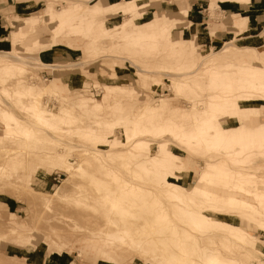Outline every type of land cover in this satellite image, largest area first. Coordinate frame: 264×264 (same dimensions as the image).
<instances>
[{
  "label": "bare ground",
  "instance_id": "1",
  "mask_svg": "<svg viewBox=\"0 0 264 264\" xmlns=\"http://www.w3.org/2000/svg\"><path fill=\"white\" fill-rule=\"evenodd\" d=\"M89 1L91 0L83 2L88 3ZM128 2L139 3L137 9H140L144 3L143 0ZM77 4L71 3L64 11L47 13V21L55 23L53 29H56V32L52 42L56 45L66 40L70 47L83 48L86 51L91 49L100 51L104 48L101 46V39L90 32L92 29L86 26L84 9L79 8ZM80 6L83 7V5ZM87 7L88 5H84V8ZM183 11L188 12L187 9ZM247 21L246 17H237L235 27L244 28ZM23 35L24 32L18 28L12 40L20 42L17 38L19 36L22 38ZM123 37H131L129 40H133V48L140 49L143 44L142 40L146 39V34L133 30ZM77 39H81L82 42L78 43ZM192 43L195 47L198 46L193 37ZM235 46L233 41H229L224 43V47L220 50L227 51ZM220 50L212 51L209 58L205 56L200 59L195 68L187 63L168 67L156 64L142 68L134 65L138 71L139 81L145 87L160 83L163 76H168L172 83L170 87L176 94L186 92L193 98L201 95L200 92L208 85L214 95L200 99V106L195 102L191 109L173 106L167 99H160L155 103H150L148 100L141 104L134 103L140 90L131 85L126 86L114 82L103 85L102 100L93 97L81 98L80 92L83 90L79 92L76 86H70L67 80L58 76L49 79L47 84H29L25 76L30 73L27 65L32 59L28 60L23 55H15L7 51L2 52V56L8 62L0 64V81L14 80L17 86L13 87L12 92L2 86L0 87L1 94L8 96L7 98L16 97L15 101L19 102H14L16 105H21L24 110L22 113L30 115L44 131L49 129L60 134L64 131L70 133L73 130L75 134L77 132V136L80 133L88 143L98 146L96 152L102 158L125 157L131 161L123 164L130 168H126L125 171L120 167L110 165L107 167L108 164L104 162L93 163L96 167L91 163L92 167L94 166L93 168L98 171L108 168L106 174L113 178L112 183L110 181L105 189L102 188V183H99L100 192L104 191L100 206L107 210L106 216L112 225V233L107 234L105 231H101L102 235L93 233L86 239L87 241L93 243H97L99 239L104 242L109 241L105 243L109 248L116 247L122 253L134 254L133 247H138L137 249L140 250L137 252L145 256L148 251L144 245H148L150 240H156L164 248V253L161 252L163 255L160 257L155 256L154 263L149 264H254L248 248L264 258V243L245 227V222L248 221L264 231V176L258 178L252 170L255 159L259 157L262 159L264 156V123L254 127L246 121L260 110H258V100L255 98L262 99L264 103V81L260 79L264 74L263 72L256 75L251 72L238 74L232 70H220L213 65H207L213 59L220 61ZM254 51L256 52L248 56H240L241 60L252 63L261 62L264 65V51L261 53L259 49ZM61 65L50 64L49 66L57 69ZM199 68L204 70L206 78L197 72ZM39 77L35 76L36 79ZM64 89L66 92H63ZM69 93L74 94V97L68 95ZM48 94L62 97L63 101L59 109L55 110L47 107V103L44 104L42 98ZM24 98H30V102H23ZM124 101L128 103L124 104ZM77 104L80 105L79 109ZM11 106L12 104L9 105L0 97V118L4 123L0 132V147L8 148L10 145H15V148L21 149V151L18 150L20 153L15 155L18 165L24 167L32 164L34 167L41 163L40 168L43 170L46 166L55 167L69 176L63 179V184L57 186L53 193H49L43 191L47 185L45 183L40 184L41 190L30 187L31 178L40 181L42 177L40 174H31L27 170L28 173L24 172L25 174L19 181L14 182L11 177L8 178L9 168L4 165V162L0 163L1 191L2 189H18L22 191L21 193L30 191L34 195L32 198L43 203L40 206H45L44 203H51L53 199H63L68 196L76 184L77 174L85 172L86 169H82V161L85 159L73 165V161L71 162L65 153L47 149L41 151L34 148L35 143L36 145L43 144L51 140L58 144L59 137L46 131L49 137L44 136L45 134L40 135L41 132L38 133L36 130L39 127L34 128L35 123L33 126L28 121V124L25 123L24 119H27V115L21 120ZM113 109L116 111L121 109V115L117 113L114 115ZM240 115L242 118L249 116L247 119L243 118V124L228 126V123L236 121L235 116ZM118 126L124 128L122 137L116 133ZM170 142L182 148L186 154L175 152L170 147ZM24 143L26 147L23 148ZM55 143L49 142L50 145H56ZM127 144L131 148L125 152ZM100 146L105 148L100 149ZM120 146L124 149H115ZM76 151H79L78 147ZM84 151L86 152L83 155H87V160L89 151ZM31 154L34 156L33 159V156L30 158ZM187 155L198 156L203 161L194 182L184 178L189 169L185 159ZM38 168H35L33 173ZM24 169L25 167H21L22 171ZM97 170L94 172L96 173ZM100 175L97 173L90 176L103 180ZM31 193L28 192L26 195L32 196ZM165 200L169 201L170 211L167 210ZM170 213L174 214L177 220L172 219ZM142 214L146 216V218L144 216L145 220L139 218ZM122 223L125 224L124 228L121 226ZM0 224H2L0 225L2 227L0 237L7 239L5 241L34 245L30 238L26 241H18L22 239V231L18 229L23 228V221L22 223L15 222L13 218H10L9 222L3 221ZM136 227H142V234L135 233ZM223 227L229 228L225 232L232 239L237 240V243L228 236L224 238L209 236L210 232L222 230ZM167 243L174 245V248L176 246V250L169 251ZM216 243L222 250L214 247ZM101 254V261L104 264L109 261L116 262L106 249L102 250ZM193 255L199 256L200 259L192 258ZM11 256L15 255L0 250V258H11ZM16 262L25 264L19 258ZM0 263L5 264L6 260H0Z\"/></svg>",
  "mask_w": 264,
  "mask_h": 264
},
{
  "label": "rangeland",
  "instance_id": "2",
  "mask_svg": "<svg viewBox=\"0 0 264 264\" xmlns=\"http://www.w3.org/2000/svg\"><path fill=\"white\" fill-rule=\"evenodd\" d=\"M18 1H29V6L27 8L19 9L11 6L8 7L5 13L3 12L2 14H0V19L2 17V19L4 20L3 24H5L3 32L0 33V47L2 46L0 48V64L8 62L2 56L3 51H7L15 55H23L27 57L28 60H38L37 62L31 60L30 64H28L29 66L27 65L29 69L28 72L30 73L25 76V80L29 84H47L49 82V79L58 76L60 78H63L64 80H67L70 86H76L79 92L80 90H83L82 92H80L82 96L81 98L93 97L97 100H102L104 96V91L102 88L103 85L105 83L114 82L126 86L131 85L140 90V94H138V97L133 101L134 103L141 104L145 100H148V102L150 103H155L159 102L160 99H167L173 106L180 107L182 109H191L195 102L196 105H199L200 99L203 100L214 95L213 91H210L208 85L205 86L206 90L204 89L200 92L201 95L199 96L201 97L197 96L192 98V96L186 92L176 94L174 89L170 87L172 83L171 79L168 76H163L160 83H155L150 87H145L139 81L138 71L136 69L139 67L142 68L148 65L152 66L156 64L168 67L175 66L179 63H188L189 66H194L195 68L200 59H203L205 56L209 58L212 51H218L222 49L224 47V43L229 41H233L236 46L230 47L229 49H227V51L220 50V61L218 59H213L209 61L207 65H213L220 70H232L238 74L246 72H251L254 75L258 74L259 72H263L264 74V65L261 62H256V64L250 61L241 60L240 57H245L252 53H255L256 51L254 50L259 49L260 53L261 51H264V12L258 13L250 10L254 7V2H256L257 0H249V2H245L246 0H160V2L158 3H151L152 0H143L144 3L142 4V7L140 9H137V5L139 3H130L128 2L130 0H123L122 2L116 4H108V0H91L88 3H84V0ZM71 3H78V7L84 9V11H82L86 19V26L92 29V31L90 32L94 36H99L98 38L101 39L100 43L104 48L100 51L94 49L86 51L83 48L78 49L76 47H70L69 45H67L66 40H62L59 42V44L56 45H54V42H52V39L56 32V29H53L55 23H49L47 21L48 18H46V15L50 11L60 12L67 10V7ZM25 5L23 4V6ZM80 5H83V7ZM84 5H88V7L84 8ZM174 5L178 8L176 9ZM154 9H157V11H155ZM183 9H187L188 12L183 11ZM200 9H205V14L203 16L198 13V10ZM149 10H153L155 12L149 13L147 12ZM173 10L180 11L184 16H182V14L180 15L179 13H174ZM144 11H146L147 13H144ZM251 13L257 16L256 18L259 22L257 27L255 28L249 26L248 18H250L249 15ZM173 17L176 19H183L185 17V20H183V22L181 23L176 24L175 22H173ZM236 17L247 18L248 21L246 22L244 28L238 29L235 27V24L237 22ZM18 28L24 32V35L22 36L23 39L20 38L21 36L17 38V40H19L20 42H15L12 40V36L14 35L15 30H17ZM133 30H138L139 32L146 34V39L142 40L143 44L140 49L133 48L134 42L133 40H129L131 37H123L124 35H128ZM172 33L173 36L171 35ZM192 37L198 44L197 47L192 44L193 51L189 47V42L190 39L192 42ZM153 38L156 39L153 40ZM77 41L78 43L82 42L81 39H77ZM145 44H147V46ZM251 46L261 47L258 49L256 47L251 49ZM175 47L179 51L178 55L182 59L181 62L176 61L175 63ZM54 49L60 51L59 55H61L62 52H68V56L66 58H53ZM61 49H64V51H61ZM93 51H95V53ZM50 64L63 65H61L57 69H54L53 67L49 66ZM134 65L138 67L136 68ZM203 67L206 68L205 65H203ZM247 69L248 71H246ZM197 72L199 74H202L205 78L207 77L202 68H199ZM34 75L38 77L40 76L39 79H36ZM260 79L264 81V75L261 76ZM2 86H5V88L11 90L10 92H12L13 87L17 85L14 80H7L6 82L0 81V87ZM85 89L87 90L85 91ZM63 92H66V90L64 89ZM68 95L74 97V94L72 93H69ZM0 97L8 102L9 105L12 104V110L21 117V120H23V117L27 115V119H24V122L26 121L25 123H27L28 121L32 126L35 123L33 127H39V129L36 128V130L38 131V133L41 132L40 135L45 134L44 136L49 137L46 132H51V135L55 134L53 136H57V138L59 137L58 144H56L54 140L49 141L55 143L56 145H50L49 142L37 145L35 143L34 148L41 151L47 149L65 153L66 156L71 160V162L73 161V165L78 164V162L80 163L81 159H85L83 160L84 162L82 161V169H86L85 172L83 171V174H77L78 176L75 175L76 184L70 190L68 196L63 197V199H53L49 204L44 203L45 206H40L43 205V203H41L40 200L32 198L34 195L30 191H23L25 193L24 194L21 193L22 191L18 189H2V191L4 190L2 192L0 188V223L3 221L9 222V219L13 218L10 216V211L14 212L17 215L20 214L19 222L22 223L23 221V228L18 229L20 232L22 231V239H18V241H26L27 238H30L32 239V243H34V245L29 246L24 243L21 244L20 242H8L9 240L5 241L7 239H3V237H0V250L5 253L15 255L11 256V258H0V260H6L5 264H18L16 262L17 258H19L25 264H96L92 258L87 256L82 257L80 255L79 246L77 244V246L74 245V248L69 253V244L66 243V241L70 239H79L81 237L88 239L89 236L93 235V233H96V235H102L103 233H101V231H105L107 234L112 233V225L108 222L106 216L107 210L104 207L100 206V204H102L101 197L104 194V191L100 192L101 186L99 185V183L101 182L102 188L105 189L106 186L110 184V181L112 183L113 178L111 177V175L109 176L106 174L108 168H102L100 169L101 172H99L100 170L98 171L97 169L93 168L95 166V164L93 163L104 162L108 164V166L107 164H104L107 167H109V165L113 167H120L125 171L127 166L125 167V165L123 164L126 163V161H131L125 157L119 159L100 157L99 155H97L98 152H96L98 146L93 144L91 145V143H88L80 133H78L77 136V132L75 134V131L73 130L70 132L73 135L65 131L63 133L56 134L54 131L49 129L45 130V132L44 129L39 126V124L32 120L30 115L22 113L24 110L23 108H21V105L19 106L15 104V102L17 101H15V99H17L16 97L14 98V96H11L7 98L8 96H4L1 94V89ZM29 99L30 98H24L23 102H30ZM255 99L258 100V110H260L253 116L261 115V118L264 119V103L262 102V99ZM42 101L45 102L44 104L47 103V107L57 110L62 104L63 99L61 96L48 94L42 98ZM127 103V101H124V104ZM13 104H15L16 106ZM17 106H19V108ZM76 106L79 109L80 105L77 104ZM20 108L21 110H19ZM112 113L114 115L116 113L121 115L122 110L119 109V111H116L115 109H113ZM247 116H244L243 118L247 119ZM235 118L237 122H230L228 123V126L244 123L241 115L239 117L235 116ZM3 124L4 123L0 118V132L4 126ZM123 131L124 128L121 126H118L116 129L117 135L121 137L123 136ZM79 135L82 138L79 137ZM60 141L62 142L60 143ZM173 144V142H170V147L174 149L175 152L186 154L182 150V148L180 149L179 146ZM68 145L70 147H68ZM92 146L96 147L93 148ZM15 147V145H10L8 148L0 147V163L3 164L5 162L4 165L8 166V178L11 177V180H13L14 182L19 181L25 174L24 172L28 173L27 170H29L31 174L37 175H39V173L47 175L49 172L56 170L59 172L52 173V175L49 177L51 181L50 185L44 189V191L47 190V192L53 193L57 186L63 184V179L69 176L66 172L55 167L46 166L45 170H43L42 168H40L42 167V165H40L41 163L37 164L39 168L35 165L33 167L32 164H27L28 166H24L25 171H22L21 167H24L22 165H18L16 161L18 159L15 158V155L19 154L21 149H17ZM24 147H26V143H24L23 148ZM77 147L79 150L78 152L76 151ZM99 148L103 149L105 147L100 146ZM121 148L124 149L123 146L116 147L115 149L121 150ZM130 148V145L127 144L124 151L126 152V150ZM84 150L89 151L87 160V155H83L86 152ZM73 151L76 152L74 153ZM68 153H71V155H68ZM81 155L83 158L81 157ZM32 156L33 154H31L30 158ZM33 158L34 156L32 157V159ZM263 158L264 156L262 157V159L260 157L259 159L256 158L257 160L255 159L252 166V170L255 171V174L258 176V178L264 176ZM185 159L186 164H188L187 162H189V159L195 160V168H192L189 173L186 172L184 176L186 180L194 182L198 176V169H200L203 165V161L198 156L192 157L187 155L185 156ZM91 163L94 165L93 167ZM35 168L38 169L33 173V170H36ZM111 169L113 170V168ZM96 170L97 172L95 173L94 171ZM97 173L101 174L100 177H102L103 180L90 176L96 175ZM122 174L125 176L123 172ZM26 192L31 193L32 196H30V194L26 195ZM26 196L29 197L26 198ZM34 199L35 201H33ZM165 202L168 207L167 210L170 211L169 207L171 206L169 204V201L167 202L165 200ZM30 206L35 209L34 213H31L30 210L27 209ZM46 206L48 207V209ZM22 208L26 209H23L21 211ZM113 215L115 214L113 213ZM142 215H139V218H141V220L145 216ZM173 215L170 213V216H172L171 218L177 220V218ZM145 218L143 220H145ZM141 220H139L140 223ZM123 225L125 224H121L122 228H124ZM139 226L142 225L139 224ZM245 227L249 232L260 238V241L262 243H264V231L258 229L253 224L248 223V221L245 222ZM1 228L2 227H0V229ZM137 228L139 231L137 230ZM139 228L140 227H136L135 233L142 234V227L140 229ZM227 229L229 228L223 227L222 230L220 229L219 231L210 232L209 236H216L221 238L228 236L233 242L237 243V240L232 239L231 236L227 232H225V230ZM54 242L56 243V245ZM106 242L109 243V241H105L104 243ZM156 242V240H150L148 242L149 247L148 245H144V248H147L146 251H148L145 255L146 257L141 252H137V250H140L137 249L138 247H133L134 254L129 252H119L116 247L112 249L119 255H123L132 260H125L120 264H149L154 263L155 256L160 257L163 255L162 253H164V248L158 242ZM51 243H53V245ZM43 246L47 248V253L46 248ZM214 247H218L220 250H222L217 243L214 245ZM167 248H169V251L176 250V246L174 248V245L168 243ZM248 250L250 251L251 260L254 264L258 262L264 264V258L260 256V254L252 252L249 248ZM196 256L193 255L192 258L194 257L196 259H200L199 256ZM112 263L117 264L116 262L112 261L107 262V264ZM100 264L104 263L101 261Z\"/></svg>",
  "mask_w": 264,
  "mask_h": 264
},
{
  "label": "crops",
  "instance_id": "3",
  "mask_svg": "<svg viewBox=\"0 0 264 264\" xmlns=\"http://www.w3.org/2000/svg\"><path fill=\"white\" fill-rule=\"evenodd\" d=\"M123 0H108V4H116V3H120V2H122ZM158 2H160V0H152V2L151 3H158ZM7 3V4H6ZM29 1H18V0H0V14H2L3 12L5 13L6 12V10L8 9V7H15L16 9H19V8H27L28 6H29ZM161 3H163V2H161ZM255 3V5H254V7L253 8H251L250 10L251 11H255V12H258V13H261V12H264V0H257L256 2H254ZM23 4L25 5V6H23ZM150 6V5H149ZM175 6V5H174ZM148 7V6H147ZM175 8L177 9L178 7L177 6H175ZM155 10V9H154ZM155 11H157V9L155 10ZM155 11H153V10H149V11H147V12H149V13H153V12H155ZM174 11V13H179L180 15L182 14L180 11H178V10H173ZM146 11H144V13H147ZM198 13L201 15V16H203L204 14H205V9H200V10H198ZM118 14H120V13H118ZM182 16H184L183 14H182ZM189 16V15H188ZM188 16H185V17H188ZM250 16V18H249V26H251L252 28H255V27H257V25H258V20H257V16L255 15V14H250L249 15ZM184 17V18H185ZM176 19V18H174L173 17V22H175L176 24H178V23H181V22H183V20H185V19ZM237 18V17H236ZM242 18H244V17H242ZM3 22H4V20L2 19V17H1V19H0V33H2L3 32V28L5 27V24H3ZM235 23V22H234ZM173 29H174V27H173ZM172 36H173V33L171 34ZM193 43L191 42V39H190V42H189V47H190V49L193 51V49H192V47H193V45H192ZM2 47V46H1ZM0 47V48H1ZM246 47H248V46H246ZM252 48H254V47H256V46H251ZM261 47V46H260ZM260 47H256L257 49L258 48H260ZM61 51H64V49H61ZM59 53H60V51L59 50H57V49H54V51H53V58L54 57H63V58H66L67 56H68V52H62V54L61 55H59ZM174 54H175V63H176V61L177 62H181L182 61V59H181V57L178 55L179 54V51L176 49V47H175V49H174ZM188 64V63H187ZM262 116L261 115H257V116H250L246 121H247V123L249 124V125H251V126H258V125H260V124H262V123H264V119H262L261 118ZM263 117H264V115H263ZM188 164H187V166L189 167V169H188V173L191 171V169L192 168H195V165H196V163H195V160H193V159H189V162H187ZM54 172H59V171H56V170H53V171H51L50 173H48L47 175H45V174H43V173H39L41 176H42V178L40 179V181H38L39 179H35V178H31V182H30V187L31 188H33V189H39V190H41V188H40V184L41 183H45V184H47V185H45V188L46 187H48L49 185H50V179H49V177L52 175V173H54ZM46 178V179H45ZM47 181V182H46ZM43 191H44V189H43ZM45 191H47V190H45ZM22 201V200H21ZM24 202V201H23ZM26 203V202H25ZM27 204V203H26ZM23 209H26V208H22L21 209V211L23 210ZM27 209H29L30 210V212L31 213H34L35 212V209L33 208V207H28ZM10 216H13V220L15 221V222H19V217H20V214L19 215H17V214H15L14 212H11L10 211ZM66 243H68L69 245H68V250H69V253L71 252V250L74 248V245H78L79 246V252H80V255L82 256V257H90V258H92L93 260H94V262L96 263V264H100L101 263V260H102V254H101V251L102 250H104V249H106L109 253H110V255L111 256H113V258H114V260L117 262V264H120L121 262H123V261H125V260H131V259H129V258H127V257H125V256H123V255H119L117 252H115L112 248H109L108 247V245H106L105 243H104V241H102V240H97V243H93V242H91V241H87L84 237H81V238H79V239H70V240H67L66 241ZM76 245V246H77ZM43 247H45V246H43ZM107 247V248H106ZM46 248V247H45ZM28 250H30V249H28ZM31 250H33V249H31ZM35 250V249H34ZM47 248H46V253H47ZM46 253H45V255H46ZM132 261V260H131ZM113 264V263H112Z\"/></svg>",
  "mask_w": 264,
  "mask_h": 264
}]
</instances>
